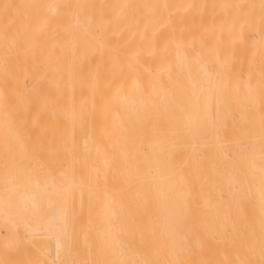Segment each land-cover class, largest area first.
I'll return each mask as SVG.
<instances>
[{"label": "bare ground", "instance_id": "1", "mask_svg": "<svg viewBox=\"0 0 264 264\" xmlns=\"http://www.w3.org/2000/svg\"><path fill=\"white\" fill-rule=\"evenodd\" d=\"M0 264H264V0H0Z\"/></svg>", "mask_w": 264, "mask_h": 264}]
</instances>
